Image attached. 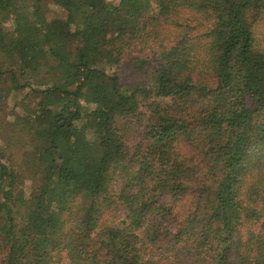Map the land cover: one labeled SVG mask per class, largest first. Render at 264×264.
<instances>
[{"label":"trees","instance_id":"16d2710c","mask_svg":"<svg viewBox=\"0 0 264 264\" xmlns=\"http://www.w3.org/2000/svg\"><path fill=\"white\" fill-rule=\"evenodd\" d=\"M262 21L264 0H0V264H264Z\"/></svg>","mask_w":264,"mask_h":264},{"label":"rangeland","instance_id":"374dc122","mask_svg":"<svg viewBox=\"0 0 264 264\" xmlns=\"http://www.w3.org/2000/svg\"><path fill=\"white\" fill-rule=\"evenodd\" d=\"M48 12L46 13V16L49 18V19H53V18H56V17H60V18H65L66 17V14L64 12V10L58 6H55L54 4L48 2ZM257 36H258V39L260 41H262L263 37H264V21L261 22V24L259 25L258 27V32H257ZM135 57H141V55H134L133 57L131 56H126L127 59H129L128 61L131 62L130 59L132 58H135ZM131 65L129 66H125V68L123 70H121V75H125L126 77L124 78V81H127L129 83H132V82H135L137 81L138 79L141 80L142 77H139V76H130L129 74L131 73V69L129 68ZM148 82V81H147ZM149 84V82H148ZM28 95V97H26ZM16 96H18V100L19 101H25V103L27 102H33V99H32V96H31V93L29 91V89H26L25 91H22V92H19ZM16 102V99L14 97V95L12 94L9 98V106H5V107H1L2 109L0 110V124L2 123V121L5 120V117H7L9 115V111H10V108H12L14 106ZM18 104V102H16ZM30 186H31V183L30 181H26L24 183V187H25V190L26 192H28L30 190Z\"/></svg>","mask_w":264,"mask_h":264}]
</instances>
